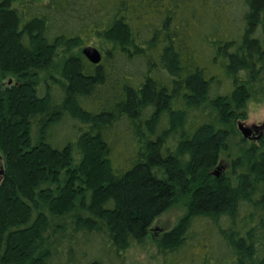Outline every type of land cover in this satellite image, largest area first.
<instances>
[{
	"label": "trees",
	"instance_id": "1",
	"mask_svg": "<svg viewBox=\"0 0 264 264\" xmlns=\"http://www.w3.org/2000/svg\"><path fill=\"white\" fill-rule=\"evenodd\" d=\"M262 99L264 0H0V264H264Z\"/></svg>",
	"mask_w": 264,
	"mask_h": 264
},
{
	"label": "rangeland",
	"instance_id": "2",
	"mask_svg": "<svg viewBox=\"0 0 264 264\" xmlns=\"http://www.w3.org/2000/svg\"><path fill=\"white\" fill-rule=\"evenodd\" d=\"M10 83L11 81H8V85H10ZM246 110V119L239 121L238 124L253 130V138L257 137L261 131L264 130V99L259 102H248ZM238 144L239 136L232 138L230 152L228 153L229 156L228 158L226 156L222 157L221 164L219 165L222 168V171L227 170L230 158L236 155L239 147ZM2 165L3 159L0 158V169L2 168ZM182 214L183 209L180 206H177L161 218L157 219L151 226L144 243L141 246H136L126 252L125 264H158L160 260L156 245L158 238L162 232L169 230Z\"/></svg>",
	"mask_w": 264,
	"mask_h": 264
},
{
	"label": "water",
	"instance_id": "3",
	"mask_svg": "<svg viewBox=\"0 0 264 264\" xmlns=\"http://www.w3.org/2000/svg\"><path fill=\"white\" fill-rule=\"evenodd\" d=\"M82 55L86 58V60L93 64V65H97L100 63L101 61V54L100 52L94 48L93 46H86L82 49ZM237 128H238V131L241 133L242 135V138L243 139H254L253 138V133L254 131L247 128V127H244L243 125L241 124H238L237 125Z\"/></svg>",
	"mask_w": 264,
	"mask_h": 264
}]
</instances>
